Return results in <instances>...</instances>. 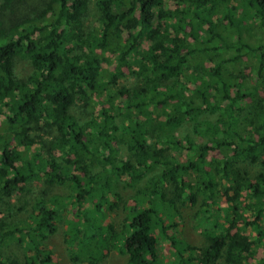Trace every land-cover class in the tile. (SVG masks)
Here are the masks:
<instances>
[{
  "label": "trees",
  "instance_id": "obj_1",
  "mask_svg": "<svg viewBox=\"0 0 264 264\" xmlns=\"http://www.w3.org/2000/svg\"><path fill=\"white\" fill-rule=\"evenodd\" d=\"M60 221L71 264H264V0H0V264H58Z\"/></svg>",
  "mask_w": 264,
  "mask_h": 264
},
{
  "label": "rangeland",
  "instance_id": "obj_2",
  "mask_svg": "<svg viewBox=\"0 0 264 264\" xmlns=\"http://www.w3.org/2000/svg\"><path fill=\"white\" fill-rule=\"evenodd\" d=\"M166 2H170V0H165ZM88 24H91V20H89ZM90 27V26H89ZM114 65L112 64L111 66H109L110 70H113ZM16 71L19 75L25 76L28 75L31 71V67H30V62L28 59L26 58H21V57H17L16 59ZM124 71L127 72V69H125L124 67ZM107 77L104 78V80L106 82L110 81V77L107 71ZM131 75L128 74L125 77L119 78L117 81V85L116 87H120V86H124V85H129L130 81H131ZM115 86V85H113ZM175 156L179 159H185V154H180V153H175ZM257 167H251L248 168L252 171H254ZM191 177H194V175L192 174ZM43 188L42 186H36L34 189V193H37L38 189ZM118 192L120 193L121 197H122V201H127L131 203L130 200V196L133 193L132 189L130 188H124L122 187V184L120 183L118 185L117 188ZM52 192L55 193H61V194H68L70 192L69 188L66 186H61L58 187L57 189H53ZM34 193L32 194H16L14 196H12L11 202L14 204V207H18V206H23L25 205V201H29V199H31L32 195H34ZM89 203V201H88ZM88 206V205H87ZM119 206L121 207H117L115 208L113 211H106L105 213V217L107 220H112L117 226L120 225L123 221V219L125 218L126 212L125 210L122 208V203H119ZM196 208H198V205H186L183 206L181 208L182 214H181V218L178 220V229L180 230V233L182 235V237L188 241L191 244H195V245H201L204 243V236L202 234V230L205 226H207L205 223V221L200 220L199 218H196L195 212H196ZM18 213L20 214H24V211H19ZM207 214V213H206ZM204 214V215H206ZM200 216H202V212L199 213ZM64 228V223L62 221H60L58 223V228L51 233L50 235H48V238L46 239V244L47 246L52 250L53 252V257L55 259V261L58 264H71L70 259H69V255H68V251H67V245L63 240V236H62V230ZM253 231H249V233L251 234ZM253 234V233H252ZM254 235V234H253ZM161 243V250H160V255L162 256V261L164 264H170V261L173 259L172 254H170L169 252V247L168 244L165 240L161 239L160 241ZM3 251L6 254H12L18 258L22 257V249H19L14 243L11 244H7L3 247ZM260 253L262 252V248L260 247L258 250ZM126 254L120 251H112L110 252L105 260H104V264H125L126 263Z\"/></svg>",
  "mask_w": 264,
  "mask_h": 264
}]
</instances>
